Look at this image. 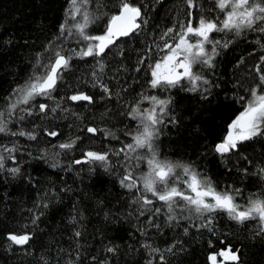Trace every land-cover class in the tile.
Returning a JSON list of instances; mask_svg holds the SVG:
<instances>
[{
    "label": "trees",
    "instance_id": "16d2710c",
    "mask_svg": "<svg viewBox=\"0 0 264 264\" xmlns=\"http://www.w3.org/2000/svg\"><path fill=\"white\" fill-rule=\"evenodd\" d=\"M117 3L118 0H92L88 10L97 18L86 30L89 35L103 33L111 15L118 13ZM131 3L141 8L147 23L137 32L116 40L102 57L75 56L74 52L90 43L78 34L55 41L54 46L72 59L52 93L53 99L36 97L30 102L32 115L17 111L9 120L8 132L0 133V145L16 147L11 153L15 159H6L5 168L0 169V264H42L41 257L48 264H67L77 252L80 253L77 264H146L150 257L141 247L145 241L162 250L176 243L174 255L164 252L169 264H210V254L220 258L219 253L229 246L233 252L240 249L239 264H264V235H255L259 227L256 221L239 224L226 211L217 210L212 218L215 235L207 229L192 227L199 223L194 219L169 224L163 215L156 220L161 225L159 229L150 227L132 204L133 192L119 183L122 169L118 160L122 157L110 158V171L100 162L73 163L82 158V151L117 150L124 143H131V136L125 132L134 135L138 120L127 113L142 94L161 93L171 104L169 116L159 126L155 140L160 159L194 165L211 179L218 192L239 189L235 203L242 206L251 193L264 192V181L253 175L258 166L264 167V137L241 142L238 150L223 156L215 152V145L227 135L228 125L243 111L239 97L248 95L244 89L253 83L252 69L259 56L264 55L260 46L264 44V32L244 29L239 35L210 34L212 40L231 43L227 48H218L214 67H196L208 84L201 83L196 91H189L190 85L153 89L149 86L148 65L158 59L154 39L159 42V35L178 18L181 0H131ZM68 6V0H0V105H5L12 89L31 73L36 53H44L49 41L59 36V25L66 19ZM193 14L197 19L201 14L221 17L213 0H199ZM206 47L210 51L211 45ZM146 55L153 58L139 64ZM100 59L105 65L101 82L111 95L93 86L92 72L98 70ZM75 90L91 96L92 102L68 100V96L76 94ZM146 102L149 101H140L141 110ZM56 103L69 111L49 112L46 117L40 113V104L55 107ZM172 116L176 117V123L168 122ZM89 126L105 129L115 138L105 136L104 132L92 135L86 131ZM45 129L60 135L50 137ZM20 131L34 132L36 139L11 135ZM76 137L80 139L72 150L52 147ZM14 167L19 168L18 173L8 171ZM146 168V163L141 164L137 174ZM45 203L47 208H37ZM34 213H42L36 225L32 224ZM138 229H144L145 234ZM21 230L31 232L33 239L26 246L10 247L7 232ZM75 231H80L81 236L75 237ZM109 247H115L116 252L108 253ZM153 264H160L158 255ZM223 264L236 262L225 259Z\"/></svg>",
    "mask_w": 264,
    "mask_h": 264
},
{
    "label": "snow or ice",
    "instance_id": "6c2138e0",
    "mask_svg": "<svg viewBox=\"0 0 264 264\" xmlns=\"http://www.w3.org/2000/svg\"><path fill=\"white\" fill-rule=\"evenodd\" d=\"M91 2L92 0H68L69 6L65 9L66 19L59 25V36L49 41L44 48V53H36L35 63L31 65V73L12 89L6 97L5 105H0V133L8 132L9 120L17 111L32 115L33 108L30 106V102L34 101L36 97L53 99L52 93L63 79L62 73L70 67L69 61L72 59V56L62 54V50L54 46L55 41L78 34V37L83 41L93 43H88L80 51L74 52L75 56L81 58L86 56L102 57L105 49L113 45L117 37L137 32L141 29L142 24L147 23L143 19L139 6L133 5L131 0H118L116 6L118 14L111 15L104 34L89 35L86 30L97 18L88 10V5ZM213 2L215 9L219 11L223 19L219 15L209 18L205 14H201L196 19L193 10L199 7V0H181L178 18L171 27L166 28L159 35V42L154 39L155 56L158 59L154 64L148 65L151 72L149 80L151 88L176 87L182 85L186 80L191 85L188 90L196 91L201 83L205 85L209 83L195 70L196 67L201 65L209 68L214 67L213 58L218 55V48H227L231 43V41L212 40L210 34L232 32L239 35L244 29L264 32V0H213ZM181 16L183 18H180ZM69 20L73 23L69 24ZM207 45H211L210 51L206 47ZM260 46L264 49V44ZM148 53H152V47L148 49ZM152 58V55L142 56L139 64H144ZM97 66L98 70L92 72L93 86H99L105 94L111 95L107 85L101 82V74L105 68L102 59L97 60ZM262 68H264V55H260L259 60L254 64L253 83L244 89L248 95L239 97L238 102L241 103L243 111L228 125V132L223 141L215 146V152L221 156L238 150V145L241 142L253 140L258 136L264 137V70ZM75 91L76 94L68 96V100L92 102L91 96L78 90ZM141 100L150 101L152 107L141 110L139 107ZM170 104V99H160L157 96L142 94L136 101V105L127 113L132 119L138 120L134 135L125 132L126 136H131L132 142L124 143L117 150L109 148L107 151H82V158L74 160L73 163L100 162L106 171H110V158L112 156L122 157L118 160V166L122 169L119 183L122 188L133 192L132 204L138 208L139 216L146 218L150 227L159 229L161 225L156 220L163 215L169 224L181 219H194L199 223L192 224V227L207 229L215 235V229L212 226L213 214L217 210H223L227 212L231 220L239 224L250 220L256 221L259 227L255 235H264V192L251 193L246 205L242 206L235 203V197L240 194L239 189L229 188L218 192L211 179L198 172L194 165L159 158L155 140L160 133L159 126L164 124L165 117L169 116L168 106ZM20 105H29V107L21 108ZM38 107L40 113L45 117L49 112L69 111L63 109L59 103H56L55 107H50L47 104H40ZM73 115L75 114L73 113ZM20 119H23V116ZM168 122L176 123V117H170ZM86 131L92 135L104 132L105 136L113 137L111 132L97 127L89 126ZM45 132L50 137L60 135L59 132L48 129H45ZM11 135L27 136L31 140L36 139L34 132L20 131L13 132ZM79 139V137L69 139L52 147L60 150H72ZM14 151H16L15 145L11 148L0 145V169L5 168L6 159H15L11 155ZM3 153L9 155L5 156ZM144 163L147 165V171L137 174L140 165ZM177 169L180 171L178 172ZM8 171L15 174L19 172V168H10ZM245 173H247V169H245ZM253 175L264 181V167L258 166ZM157 202H159L158 207L156 206ZM47 206L46 203L38 204L37 208H47ZM40 215L42 213H34L33 225L37 224ZM72 222H75V217L72 218ZM138 230L142 235L145 234L144 229ZM184 232L188 233L187 227L184 228ZM74 236L80 237L81 232L75 231ZM6 239L10 242V247L13 245L26 246L33 239V235L24 230L21 232L9 231L6 234ZM209 244L211 245V241ZM141 247L147 250L150 257L146 264H153V259L157 255L160 264H169L164 252L174 255L177 244H171L167 249L162 250L145 241ZM107 252L115 253L116 248L109 247ZM239 252L240 249L233 252L229 246L227 251H221L219 255L239 264ZM91 259L95 261L96 258L92 257ZM41 260L42 264H48L44 257H41ZM208 260L215 264L216 254H210ZM78 261H80L79 252L76 253L74 259H69L67 264H77Z\"/></svg>",
    "mask_w": 264,
    "mask_h": 264
},
{
    "label": "rangeland",
    "instance_id": "374dc122",
    "mask_svg": "<svg viewBox=\"0 0 264 264\" xmlns=\"http://www.w3.org/2000/svg\"><path fill=\"white\" fill-rule=\"evenodd\" d=\"M220 18L223 19V16L221 15ZM105 30H106V29H105ZM105 30L103 31L102 34H98V35H103L104 32H105ZM98 35H94V36H98ZM90 43H93V42H90ZM95 43H98V42H95ZM161 71L163 72L164 69L162 68ZM189 85H190V84H189ZM190 86H191V85H190ZM155 96L159 97L160 99H164V98H165V97H163V96L161 95V93H157ZM150 107H152L151 102H150V101H149V102H146V103L143 105V110H144V109H148V108H150ZM146 167H147V165H146ZM146 171H147V168L144 169V172H146ZM177 171L179 172L180 170L177 169ZM225 259H226L225 256H221L220 258H218V257L216 256L215 264H223ZM210 264H213V262L210 261Z\"/></svg>",
    "mask_w": 264,
    "mask_h": 264
},
{
    "label": "flooded vegetation",
    "instance_id": "af4514ba",
    "mask_svg": "<svg viewBox=\"0 0 264 264\" xmlns=\"http://www.w3.org/2000/svg\"><path fill=\"white\" fill-rule=\"evenodd\" d=\"M212 18H215V17H212ZM196 19H197V17H196ZM196 70V69H195ZM197 71V70H196ZM198 72V71H197ZM189 85V83H188V81H183V83H182V85H178V86H188Z\"/></svg>",
    "mask_w": 264,
    "mask_h": 264
},
{
    "label": "water",
    "instance_id": "95a60500",
    "mask_svg": "<svg viewBox=\"0 0 264 264\" xmlns=\"http://www.w3.org/2000/svg\"><path fill=\"white\" fill-rule=\"evenodd\" d=\"M116 14H118V13H116ZM138 22H139V21H138ZM108 23H109V22H108ZM107 25H108V24H107ZM130 34H132V33H130ZM130 34H129V35H130ZM129 35H128V36H129ZM122 37H127V36L117 37V38L115 39V41L118 40L119 38H122ZM226 154H227V153H226Z\"/></svg>",
    "mask_w": 264,
    "mask_h": 264
},
{
    "label": "bare ground",
    "instance_id": "6f19581e",
    "mask_svg": "<svg viewBox=\"0 0 264 264\" xmlns=\"http://www.w3.org/2000/svg\"><path fill=\"white\" fill-rule=\"evenodd\" d=\"M220 142H222V141H220ZM220 142H218V143H220ZM218 143H217V144H218ZM215 146H216V145H215ZM216 153H217V152H216ZM224 155H225V154H224Z\"/></svg>",
    "mask_w": 264,
    "mask_h": 264
}]
</instances>
